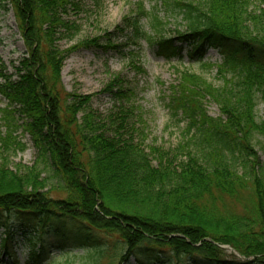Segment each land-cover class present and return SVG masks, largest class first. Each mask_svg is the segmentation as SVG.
Returning <instances> with one entry per match:
<instances>
[{
	"label": "trees",
	"instance_id": "trees-1",
	"mask_svg": "<svg viewBox=\"0 0 264 264\" xmlns=\"http://www.w3.org/2000/svg\"><path fill=\"white\" fill-rule=\"evenodd\" d=\"M154 1L181 15L185 30L174 41L195 50L219 48L223 58L216 66L219 85L186 69L178 72L180 81L168 103L175 117L180 112L186 120L182 141L172 150L149 147L146 152L125 132L126 111L110 116V122L116 120L111 128L90 108L91 94L68 93L62 85L68 53L99 44L97 38L58 49L60 38L78 30L66 17L78 4L1 0L13 10L25 53L15 79L0 70V96L7 101L1 109L5 133H0V142L4 149H22L15 133L22 129L29 134L37 160L52 167L63 193L59 198L48 195L36 165L21 172L10 169L5 157L0 162V212L14 211L36 221L25 232L32 260L38 259L36 245L45 229L66 217L117 234L123 242L121 263L147 243L176 257L196 253L212 264H264V173H259L251 142L255 135L264 138V116L258 120L256 113L258 103L264 104V7L249 10L251 0ZM136 14L147 19L149 30L139 26L138 18L125 17L129 39H143L167 57L176 55L174 41L164 32L167 22L156 7L145 10L139 3ZM105 42L112 46L109 38ZM114 81L121 82L117 77ZM206 97L217 104L218 117L208 115ZM248 189L250 203L243 213L215 206L216 195L235 198ZM76 237L78 248L87 251L80 264H98L106 247L90 242L89 236ZM223 244L252 260L219 258L218 246Z\"/></svg>",
	"mask_w": 264,
	"mask_h": 264
},
{
	"label": "rangeland",
	"instance_id": "rangeland-1",
	"mask_svg": "<svg viewBox=\"0 0 264 264\" xmlns=\"http://www.w3.org/2000/svg\"><path fill=\"white\" fill-rule=\"evenodd\" d=\"M78 9H68L66 17L78 26L73 35L60 38L58 49H67L80 41L98 38V45L80 46L68 53L61 68V82L66 92L92 95L90 108L97 114L99 121L113 128L114 118L120 111L127 112L126 131L141 143L146 152L149 147L172 150L182 141V133L186 120L179 112L173 115L169 99L173 96L174 86L180 81L178 72L201 74L215 85L221 84L217 73V65L223 55L219 48L202 47L194 49L189 44L174 41L178 32L182 33L184 21L181 15L167 12L162 1L154 0H74ZM154 2H162L155 5ZM143 4L145 10L156 7L158 15L167 22L165 35L175 46L174 53L167 57L158 53L156 46L143 39L130 40L131 29L126 27L125 17L130 21L138 18L139 26L148 31V21L137 17V5ZM7 5V4H5ZM0 0V70L2 73L16 78V68L25 53V48L16 25L13 10ZM264 7L262 0H251L249 10L258 11ZM121 29V30H120ZM112 46L107 45L106 39ZM210 64L211 67H206ZM115 77L121 80L115 82ZM208 115L216 118L220 115L217 104L209 98L203 101ZM7 101L0 96V133L4 135L5 125L2 113ZM257 119H263L264 104L256 106ZM17 116V115H15ZM82 113L78 115L81 119ZM21 122V121H19ZM122 132V131H121ZM18 141L8 149L2 148L0 142V162L7 158L9 168L13 171L36 165L45 178V190L53 198L63 197L58 190V178L53 176L52 167L37 160V149L32 138L22 129L16 131ZM112 131L108 135H112ZM254 150L259 157V173H264V138H251ZM153 164H157L154 155ZM251 186V185H250ZM239 194V193H238ZM234 198L216 195L215 206L226 213H243L249 206L250 189L241 191ZM35 220H27L20 213L0 212V264H56L67 261L80 264L86 254V248H78L77 235L90 237V242L104 245L107 252L98 264H212L205 256L196 253L182 254L176 257L169 249L159 248L147 243L141 244L124 263L120 251L123 249L122 239L117 234H107L95 228H89L78 220L62 218L55 220L45 229L36 249L38 259H31V249L27 233ZM59 229V230H58ZM7 232V233H6ZM10 232V235H8ZM7 236V237H6ZM3 238L6 245H3ZM219 258L225 261L252 260L242 257L232 246H218ZM116 250V251H115Z\"/></svg>",
	"mask_w": 264,
	"mask_h": 264
}]
</instances>
